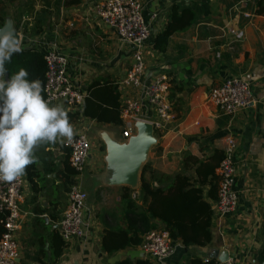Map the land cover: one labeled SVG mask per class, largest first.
Masks as SVG:
<instances>
[{
  "label": "crops",
  "instance_id": "0c3cea01",
  "mask_svg": "<svg viewBox=\"0 0 264 264\" xmlns=\"http://www.w3.org/2000/svg\"><path fill=\"white\" fill-rule=\"evenodd\" d=\"M63 1L0 0V30H13L16 24L25 30V36L14 33L22 39L23 48L40 54L54 49L65 56L67 77L83 94L92 82H113L120 123H98L84 117L82 104H51L61 105L76 118L70 123L75 135L86 137L89 152L79 175L68 164L64 143L45 144L35 152L34 185L22 176V221L16 234L22 264H51L49 239L52 233L59 237L56 223L66 209V193L72 185L79 186L86 195L83 235L63 242L54 264H115L121 260L156 264L138 246L111 254L100 251L103 230L125 228L122 188L130 191V200L140 208L138 188L143 166L149 171L142 177L154 188H165L178 173L192 178L196 195L211 208L210 242L204 247H183L175 240L172 254L162 264H190L194 259L205 262L213 251L226 252L233 264H264L260 258L264 244V16L255 15L256 0H137L149 30L142 80L167 78L170 118L162 129L152 130V142L133 169L118 158L121 148L137 134V128H126L121 110L127 101L141 99L138 90L122 84L131 61L130 49L97 18L94 6L104 0H82L75 7H64ZM172 6L189 10L193 19L187 29L168 38L163 52H157L153 39L163 31ZM233 77L249 84L253 103L224 113L207 100V93ZM137 117L145 124L158 120L145 103ZM125 129L128 138L122 137ZM228 138L234 142L233 190L237 202L233 213L218 217L213 211L215 192L214 197L209 196L211 175H194L193 167L184 169L182 160L189 156L201 162L214 151L222 154ZM214 174L218 179L217 168ZM149 223L152 230L163 231L157 220L149 219Z\"/></svg>",
  "mask_w": 264,
  "mask_h": 264
},
{
  "label": "built area",
  "instance_id": "2783aa9c",
  "mask_svg": "<svg viewBox=\"0 0 264 264\" xmlns=\"http://www.w3.org/2000/svg\"><path fill=\"white\" fill-rule=\"evenodd\" d=\"M94 11L106 27L115 32L120 44L130 49V65L125 73L123 85L130 86L140 92V100L127 101L121 110L126 128L143 123L137 114L143 103L149 105L157 117V121L148 125L152 130L162 129L169 121V104L166 98L167 78L158 76L149 82L142 80L144 73L143 53L149 38V30L145 24L141 6L137 0H104L94 6ZM45 64L43 94L50 104L63 103L77 107L82 104L85 94L74 89L67 77V59L54 49L42 54ZM207 100L224 113H232L245 109L253 103L250 86L238 77L223 80L218 86L209 89ZM128 129L122 132L123 138L129 137ZM68 150V164L72 171L79 175L85 168L89 152V144L83 134L74 135L72 143H64ZM234 142L226 139L222 159L217 166L218 185L213 211L218 217L233 213L236 208V194L233 190ZM23 178L12 183L0 182V214L3 217V233L0 237V264H22L16 234L20 229L22 214L19 209ZM67 205L62 218L56 223L58 235L62 242L79 239L83 235V211L86 195L79 186L72 185L66 193ZM139 249L156 264H162L173 252L174 244L167 233L161 230H150L141 237ZM212 261V260H206ZM205 261V262H206ZM209 264H233L228 258L225 262L212 261Z\"/></svg>",
  "mask_w": 264,
  "mask_h": 264
},
{
  "label": "trees",
  "instance_id": "16d2710c",
  "mask_svg": "<svg viewBox=\"0 0 264 264\" xmlns=\"http://www.w3.org/2000/svg\"><path fill=\"white\" fill-rule=\"evenodd\" d=\"M82 0H64V7H75ZM255 15L264 16V0H256ZM193 19V14L187 9H178L176 6L170 8L169 16L163 31L153 39V49L163 52L168 38L178 32L187 29ZM0 19V28L2 27ZM14 33L20 32L25 36L24 28H18L13 24ZM6 75L10 77L20 68H25L29 80L39 79L44 85L45 64L42 55L33 49H23L21 53L13 54L10 61L5 64ZM42 95L44 96L43 92ZM118 93L116 85L111 81H95L88 85L85 97L82 101V115L98 123H110L118 125L119 107L117 103ZM69 116V121L76 118ZM222 154L214 151L207 160L197 161L193 157H185L182 160L183 168L192 166L194 175L209 173L212 184L209 188V196L216 198L218 179L214 174ZM66 166V165H65ZM66 172H73L65 169ZM148 170L143 166L140 171V182L138 198L141 202L140 208L130 200V191L122 188V200L124 201L123 222L124 229L103 230L100 239V251L105 254L116 253L125 248H134L141 242V237L152 230L149 219H155L161 223L163 231L167 233L170 240H179L183 247H204L211 240L209 231L211 208L209 204L198 198V191L193 189L195 181L183 174H175L165 188H154L150 182H146L142 175ZM152 175L153 173L150 172ZM37 176L34 164L26 169L25 180L33 186L32 178ZM213 192L215 195L213 196ZM262 237L264 240V211L262 213ZM3 217L0 214V237L3 233ZM64 244L56 233H52L49 239V261L54 264L60 257ZM261 260L264 263V244L261 251ZM212 261L201 262L198 259L190 261V264H209ZM115 264H151L147 260H138L131 263L121 260Z\"/></svg>",
  "mask_w": 264,
  "mask_h": 264
},
{
  "label": "clouds",
  "instance_id": "9594fccd",
  "mask_svg": "<svg viewBox=\"0 0 264 264\" xmlns=\"http://www.w3.org/2000/svg\"><path fill=\"white\" fill-rule=\"evenodd\" d=\"M23 51L13 30H0V182L18 181L37 162L45 144L72 143L75 130L61 105L42 95L39 79L29 80L25 68L5 78V64Z\"/></svg>",
  "mask_w": 264,
  "mask_h": 264
},
{
  "label": "water",
  "instance_id": "95a60500",
  "mask_svg": "<svg viewBox=\"0 0 264 264\" xmlns=\"http://www.w3.org/2000/svg\"><path fill=\"white\" fill-rule=\"evenodd\" d=\"M2 30H11L10 28H3ZM18 37V35H16ZM27 50V48H23ZM7 75L5 74V78ZM137 134L136 136L129 139L127 144L121 148L118 152V158L122 162L132 169L136 166L139 156L145 151V149L152 142V129L148 124L139 123L136 126ZM228 259L226 252L213 251L209 260L215 261L217 263L225 262Z\"/></svg>",
  "mask_w": 264,
  "mask_h": 264
}]
</instances>
